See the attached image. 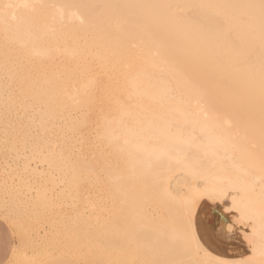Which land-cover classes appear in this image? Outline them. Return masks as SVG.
Listing matches in <instances>:
<instances>
[{
	"label": "bare ground",
	"instance_id": "6f19581e",
	"mask_svg": "<svg viewBox=\"0 0 264 264\" xmlns=\"http://www.w3.org/2000/svg\"><path fill=\"white\" fill-rule=\"evenodd\" d=\"M6 264H264V0H0Z\"/></svg>",
	"mask_w": 264,
	"mask_h": 264
},
{
	"label": "rangeland",
	"instance_id": "374dc122",
	"mask_svg": "<svg viewBox=\"0 0 264 264\" xmlns=\"http://www.w3.org/2000/svg\"><path fill=\"white\" fill-rule=\"evenodd\" d=\"M16 244V238L9 224L0 217V263L9 260L11 253ZM42 264H81L62 255H53L48 262Z\"/></svg>",
	"mask_w": 264,
	"mask_h": 264
},
{
	"label": "crops",
	"instance_id": "0c3cea01",
	"mask_svg": "<svg viewBox=\"0 0 264 264\" xmlns=\"http://www.w3.org/2000/svg\"><path fill=\"white\" fill-rule=\"evenodd\" d=\"M13 252V251H12ZM11 255H12V253H11ZM11 257V256H10ZM10 259V258H9ZM49 259L50 258H48V259H46V260H44L43 262H41L40 264H42V263H45V262H48L49 261ZM8 262V260L6 261V262H4V263H0V264H6Z\"/></svg>",
	"mask_w": 264,
	"mask_h": 264
}]
</instances>
